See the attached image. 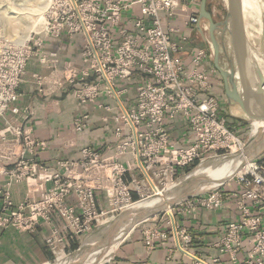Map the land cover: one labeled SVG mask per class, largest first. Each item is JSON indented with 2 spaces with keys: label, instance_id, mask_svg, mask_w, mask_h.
Returning a JSON list of instances; mask_svg holds the SVG:
<instances>
[{
  "label": "built area",
  "instance_id": "built-area-1",
  "mask_svg": "<svg viewBox=\"0 0 264 264\" xmlns=\"http://www.w3.org/2000/svg\"><path fill=\"white\" fill-rule=\"evenodd\" d=\"M200 2L49 0L43 36L34 34L22 47L9 41L2 45L0 117L7 112L18 113V87L31 59L49 70L48 78L54 79L52 92L70 83L74 97L85 101L92 102L118 85L126 88L135 74L142 85L134 105L118 117L121 124L116 135L124 141L110 155L87 147L81 150L80 159L60 161L57 170L29 167L24 154L35 143L30 133L14 129L16 139L12 142L20 146V152L12 157L20 158L18 168L22 169L17 178L26 177L27 185L33 189L27 190V197L17 207H8L10 203L5 198L0 225L34 230L41 223L51 225L56 214L63 221L62 233L52 225L45 239L56 258L66 237L72 240L87 235L102 223L105 214L113 217L152 195L159 188L156 183L165 184L179 170L204 161L243 152L245 142L221 115L222 97L212 91L211 81L218 75L212 65V51L194 50L189 63L182 57L189 33L208 29V24L199 18ZM177 18L182 20L181 26H165V21ZM64 34L80 42V65L65 62L57 68L54 59L50 60L55 55L43 52L44 37L59 38ZM166 118H179L187 125V146L170 137ZM87 121L88 115L78 116L75 130L83 131ZM124 126L129 127L127 132ZM124 155L129 156L126 162L120 160ZM238 158L242 166L228 176L227 190L214 187L177 200L167 208L173 219L183 218L202 208L222 209L233 200L237 218L226 220V229L215 247L220 254L228 255L232 264H264V160L243 154ZM128 173L135 177L128 179ZM147 182L151 190L145 186ZM133 194L138 197L134 199ZM98 195L105 197L106 208L98 206ZM69 198H73L74 205L67 203ZM176 223L179 247L188 251L192 235L181 220ZM166 238L167 231L161 227L152 225L143 230L148 251ZM246 250L249 256H242ZM196 260L197 264H221L218 257Z\"/></svg>",
  "mask_w": 264,
  "mask_h": 264
},
{
  "label": "crops",
  "instance_id": "crops-1",
  "mask_svg": "<svg viewBox=\"0 0 264 264\" xmlns=\"http://www.w3.org/2000/svg\"><path fill=\"white\" fill-rule=\"evenodd\" d=\"M181 24L180 18L165 21V26H181ZM201 34L199 29L189 33V40L185 43L182 54L186 63L190 62V56L194 50L203 48ZM43 39L42 50L46 55H55L50 60L54 59L53 62L57 68H61L65 62L81 64L78 39L65 34L59 38L44 37ZM40 67L36 59H31L27 70L29 68L33 71L41 69L42 72L45 70ZM45 71L49 73L48 69ZM214 81L220 86L216 95L222 97L223 101L226 100L222 80L216 75ZM141 85L142 80L139 75L135 74L134 81L126 88L118 85L115 89H110L109 93L100 95L92 102L74 97L72 92L66 88L52 92L53 86H49L47 95L40 93L38 87L22 85L19 88V97L15 104L18 113L7 112L0 117V134H3L0 135V140L5 139L4 133L7 130L9 132H7V137L15 136L14 131L17 129L30 133L35 147L26 151L24 157L26 164L33 168L42 166L49 170H57L60 161L80 159L81 150L87 147L98 150L104 156L110 155L114 152L115 146L124 141L123 137L116 135V130L121 124L118 117L134 105ZM221 106V115L227 116V122L231 127L245 128L248 120L244 113L239 115L238 111H232L238 108L237 106L231 105L227 100ZM238 110L240 111V109ZM83 115H88L87 126L83 131H77L74 121L78 116ZM165 124L172 139L180 145H188V129L185 123H182L179 118L174 120L166 118ZM123 129L127 132L129 127L124 126ZM19 159L14 157L7 160L0 157V213L5 198H11L13 203H17L27 197L29 189L22 182L25 178L16 176L19 170ZM120 160L126 162L129 160V156L124 155L120 157ZM182 171L179 170V172ZM131 177H135V175L128 173L127 178L131 179ZM138 178H141V175H138ZM144 184L151 190L150 182ZM224 188L227 190L229 187ZM137 197L136 194H133L134 199ZM154 201L156 202V199L138 202V206L143 208L148 202ZM162 201L160 197L158 203H151V207L144 208L145 211L158 209L161 207ZM67 203L75 204L73 198H69ZM97 204L102 209L106 208L107 203L103 195L97 196ZM164 212L159 216L148 215L138 222L139 226L130 227L131 231L119 241V243L121 242L119 247L106 264H197L196 258L209 261L212 257H218L221 264H232L228 255L219 253L215 243L226 229V220L233 221L237 218L233 200L227 202L222 209L202 208L193 215L183 218L174 217L173 219L168 211ZM4 215L6 214L4 213ZM180 220L189 229L193 238L188 251L179 247L180 241L175 235L174 223ZM52 221L51 225L41 223L34 230H21L12 225L7 227L0 225V264H50L55 256L51 253L45 239L49 235L52 225L56 226L61 233L63 228V221L56 214L53 215ZM152 225L166 230L167 238L158 241L156 247L152 251H148L143 242V230ZM69 241L73 240L66 237L60 244L59 254L64 252ZM243 255L249 256V252L246 250ZM78 261H80V257L75 263L79 264Z\"/></svg>",
  "mask_w": 264,
  "mask_h": 264
},
{
  "label": "rangeland",
  "instance_id": "rangeland-1",
  "mask_svg": "<svg viewBox=\"0 0 264 264\" xmlns=\"http://www.w3.org/2000/svg\"><path fill=\"white\" fill-rule=\"evenodd\" d=\"M48 1L49 0H0V45H4L7 41L15 45L20 43L30 34L31 29L34 32L31 33L29 40L34 34L43 36L46 25L45 9L48 5ZM253 1L260 8V12L257 13L249 10L247 14L244 15L246 39L255 51L264 56V0ZM206 8L208 11H211V14H213L218 20L223 21L225 19L227 14L226 0H207ZM41 11H44V14L42 15L44 20L41 18L36 25H33L34 19L40 17L39 13ZM201 22L205 24L207 23L206 20H202ZM222 28L217 29L215 35L220 47V65L222 68L228 70L231 65L234 64V59L229 33L227 31L223 32ZM38 35H36V38ZM201 35L202 49L212 51L208 29L203 30ZM29 40H26L25 44ZM260 65L263 66L264 69L262 60L260 61ZM34 67H36V64ZM253 67L255 72L259 69L255 64ZM40 70L41 69L33 71L31 68H29V70L25 69L18 91L22 85H31L32 87H38L40 93L48 95L47 89L49 86H52L54 79L48 78L47 71L43 70L41 72ZM211 82L212 91L214 94H217V91L220 89L218 87L220 86H218L214 80ZM69 85L70 83L64 84L63 89L66 88L71 91L72 87ZM56 91L57 90L54 92ZM238 109L239 108H235V110L232 111H238L239 115H243V112ZM235 131L245 142L243 152L227 154L217 161H204L201 165L190 167V169H187L186 171L177 172V174L167 180L165 184L159 185L156 183L159 186V189H164L167 184L162 194L165 198L161 197L163 200V203L161 202V207H158L156 210H148L145 214L142 212L145 211L147 206L151 207V203H158L157 201L161 195H157L149 198L151 200L156 199V202H148L149 204H145L143 208H140L137 203L130 209H123L118 213H114L113 217H111L112 214L110 213L105 214L102 217L103 220L101 224L95 226L92 231L85 236H81L78 239L72 238L73 241H69L64 252L60 253L56 258L54 257L50 264H76L75 261L79 257V264H106L111 255L119 247V244L121 243H119V241L124 238L122 235L133 225L134 227L139 226V223H137L138 218L143 219L148 215L152 216L153 214L159 216L161 213H165L164 211H168L167 207L172 206L175 201L187 196L200 194L203 191H207L214 187H230L227 185L228 176L236 173L239 166L238 157L240 154H243V156L247 158L253 157L260 159L261 161L264 160V125L258 124L254 121H247L245 128L242 127ZM7 132L8 130L6 133L3 132L5 139L0 140V157L8 160L15 157H12V155L20 152V146H17L15 143L13 144L12 141L16 139V137H7ZM18 169L19 170L16 173L17 177L20 174V170H22L20 168ZM20 178L23 179L26 177L20 176ZM22 182H24V186L29 190L33 189V187L27 185L25 180ZM7 201L10 203L8 207L13 208L15 206H20L24 200L13 203L11 198H7ZM146 201L147 200L144 202Z\"/></svg>",
  "mask_w": 264,
  "mask_h": 264
},
{
  "label": "water",
  "instance_id": "water-1",
  "mask_svg": "<svg viewBox=\"0 0 264 264\" xmlns=\"http://www.w3.org/2000/svg\"><path fill=\"white\" fill-rule=\"evenodd\" d=\"M227 14L222 23L213 21L211 13L207 10V0H201L199 18L208 23V35L212 49V65L223 83V91L228 103L237 106L246 116L248 121L264 123V77L260 70H256L258 83L254 88L247 75V39L244 25V15L240 0H226ZM222 26V31H227L230 36L231 50L234 64L226 70L219 62L220 47L215 32ZM145 212L146 211H142ZM144 219V218H143ZM138 218V222L143 220Z\"/></svg>",
  "mask_w": 264,
  "mask_h": 264
},
{
  "label": "bare ground",
  "instance_id": "bare-ground-1",
  "mask_svg": "<svg viewBox=\"0 0 264 264\" xmlns=\"http://www.w3.org/2000/svg\"><path fill=\"white\" fill-rule=\"evenodd\" d=\"M240 3H241V6H242V10H243V15H245V14H247V12L250 10V11H255V12H260V8L254 3V1L253 0H240ZM46 10V9H45ZM44 11H41L40 13H39V16L40 17H38V18H35L34 19V21H33V25L35 24H37L40 20H41V18L44 20V18H43V13ZM250 15V14H249ZM245 25V24H244ZM33 28H34V26H33ZM245 29H246V27H245ZM32 32H34L32 29L30 30V34L29 35H27L26 37H25V39H23L20 43H18V44H16L17 46H19V47H22V46H24L25 45V42H26V40H29V38H30V35H31V33ZM1 47H2V45H0V50H1ZM246 51H247V53H246V57H247V61H248V63H247V75H248V80H249V82H250V84L255 88L256 87V85H257V83H258V77H257V75H256V72L254 71V64L255 65H257L258 66V68L261 70V72H262V76L264 77V69H263V66H261L260 65V61L262 60L263 61V64H264V56L263 55H261L259 52H257V51H255L252 47H251V45L248 43L247 44V48H246ZM250 58V59H249ZM261 67V68H260ZM254 122H256V123H258V124H263L264 125V123L263 122H259V121H254ZM241 166H242V164L241 163H239V166H238V168H237V170H236V172H238L239 170H240V168H241ZM215 182H217V181H215ZM214 182V183H215ZM167 185V184H166ZM166 185H165V188H166ZM165 188L164 189H159V188H157L156 190H155V192L152 194V195H149L148 197H146V198H144V199H141V200H139V201H137V202H135V203H133L131 206H129V207H127L126 209H130L132 206H134V205H136L138 202H142V201H145V200H148L149 198H152V197H154V196H160V197H162V194H163V191L165 190ZM166 205V204H165ZM164 205V206H165ZM134 226V225H133ZM132 226V227H133ZM131 231V229H128L122 236L123 237H126V235L129 233Z\"/></svg>",
  "mask_w": 264,
  "mask_h": 264
},
{
  "label": "flooded vegetation",
  "instance_id": "flooded-vegetation-1",
  "mask_svg": "<svg viewBox=\"0 0 264 264\" xmlns=\"http://www.w3.org/2000/svg\"><path fill=\"white\" fill-rule=\"evenodd\" d=\"M211 13V11H209ZM212 15V18H213V21L216 22V23H222L223 21H220L218 20L213 14ZM222 28V26H219L218 29ZM225 96V95H224Z\"/></svg>",
  "mask_w": 264,
  "mask_h": 264
},
{
  "label": "trees",
  "instance_id": "trees-1",
  "mask_svg": "<svg viewBox=\"0 0 264 264\" xmlns=\"http://www.w3.org/2000/svg\"><path fill=\"white\" fill-rule=\"evenodd\" d=\"M225 117H226L225 119H226V121H227V116H225ZM228 123H229V122H227V124H228ZM228 125H229V124H228ZM186 170H187V169H186ZM186 170H185V169H183V171H186Z\"/></svg>",
  "mask_w": 264,
  "mask_h": 264
}]
</instances>
